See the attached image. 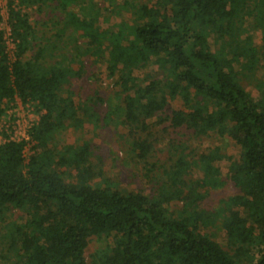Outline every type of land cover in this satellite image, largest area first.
I'll use <instances>...</instances> for the list:
<instances>
[{
    "label": "trees",
    "instance_id": "16d2710c",
    "mask_svg": "<svg viewBox=\"0 0 264 264\" xmlns=\"http://www.w3.org/2000/svg\"><path fill=\"white\" fill-rule=\"evenodd\" d=\"M110 1L132 24L110 30L93 0H10L12 57L0 8V119L18 100L39 115L28 140L0 142L2 264H264V84L256 101L241 82L264 58L252 35L264 42V0ZM75 4L79 13L70 10ZM32 8L60 12L56 40L37 36L23 13ZM84 57L104 66L108 79L118 76L123 125L132 138L141 134L131 144L139 160L152 153L151 130L163 123L200 137L228 136L239 158L219 148L198 159L179 156L150 179L152 195L118 190L93 166L87 142L59 141L65 131L94 123L89 103L76 104L66 90L84 71ZM152 65L157 73L141 78ZM178 99L183 108L175 109ZM223 161L239 194L209 213L201 191L222 185L216 165ZM9 210L25 213L26 224L8 223ZM225 212L223 247L207 230ZM92 238L105 246L88 262Z\"/></svg>",
    "mask_w": 264,
    "mask_h": 264
},
{
    "label": "rangeland",
    "instance_id": "374dc122",
    "mask_svg": "<svg viewBox=\"0 0 264 264\" xmlns=\"http://www.w3.org/2000/svg\"><path fill=\"white\" fill-rule=\"evenodd\" d=\"M10 0H0L1 8V29L5 31L8 52L12 57L14 52L13 40L10 36L8 2ZM149 0H141V2ZM119 3L120 0L114 1ZM80 5H73L70 10L79 13ZM93 7L100 11L99 20H101L110 30H115L120 23L132 24V16L125 12L114 11L110 0H93ZM23 13L29 16V21L35 28L37 36L42 40H56L55 35L61 30L63 20L60 19V12L51 9L38 10L37 8L25 9ZM58 23L53 26V23ZM101 23V22H100ZM63 24V25H62ZM102 24V23H101ZM100 24V26H102ZM69 30L68 36L71 35ZM254 37V46L260 51L264 48L262 36L257 32H252ZM66 36V39L67 37ZM70 40V38H69ZM211 49H218L215 39L209 38ZM36 46V45H35ZM37 49V48H36ZM35 49V51H36ZM71 49H68L69 51ZM34 52L28 54V58L34 55ZM58 53V52H57ZM60 61L63 58H57ZM85 60V61H84ZM85 63L84 71L70 78L66 90L71 92L76 104L89 103L92 107L95 118L94 123H86L81 132L73 133L72 130L65 131L59 139L61 145L72 144L76 141L79 144L87 142L92 152V163L94 167L102 170L104 178L115 184L118 190L122 192H141L146 196L153 194V184L150 179L161 175L162 172L170 167L179 156L196 158L202 154L210 153L214 148H219L221 152L233 158H239L240 149L235 145L234 141L228 136L220 137L216 134L208 136H196L190 131L172 130L168 128L167 123L156 125L151 130V141L153 142V150L145 161H141L133 154L131 144L141 137V134L130 135V129L123 125V119L119 107L125 95L121 93L120 87L116 84L118 76L108 79L103 74L105 67L97 65L88 60L86 57L82 59ZM74 69H76L74 67ZM157 66H150L143 70L140 74L144 78L149 73L156 74ZM153 76V75H152ZM241 76V82L246 91L256 101L261 100V90L258 85L264 84V58L260 66L250 79ZM68 94H65V97ZM175 109L183 108L180 99L172 104ZM39 121L33 106L23 105L21 101H17L13 109L0 119V142L7 140L22 141L28 140V130ZM156 121V119H155ZM154 121V122H155ZM146 136L145 134L143 135ZM60 148V147H59ZM30 155V146L26 149V156ZM229 162L223 161L217 163V167L221 171L222 185L217 189H205L201 193H205V199L201 202V207L209 213H218L224 208V202L239 194L238 189L229 179L228 169ZM193 177L197 179V170H193ZM151 172V174H149ZM199 175V174H198ZM182 207V203H174L172 210L178 212ZM224 215L208 230V234H213L216 242L225 247V238L221 230ZM6 218L8 223H17L25 225L28 218L25 213L17 210H9ZM5 224H0L2 229ZM3 230V229H2ZM103 241L92 238L86 251V259L91 262V256L100 248L104 247ZM2 248H0V251ZM4 262L0 257V264Z\"/></svg>",
    "mask_w": 264,
    "mask_h": 264
}]
</instances>
